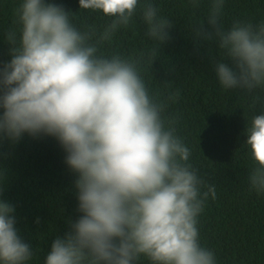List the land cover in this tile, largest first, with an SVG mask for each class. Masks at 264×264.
I'll use <instances>...</instances> for the list:
<instances>
[{"label": "clouds", "instance_id": "1", "mask_svg": "<svg viewBox=\"0 0 264 264\" xmlns=\"http://www.w3.org/2000/svg\"><path fill=\"white\" fill-rule=\"evenodd\" d=\"M80 8L111 18L102 31L77 27L69 11L46 0H22L20 25L8 33L11 61L0 69V139L25 133L55 137L66 163L78 174V210L71 230L57 236L45 264H217L200 243L199 218L215 185L190 163L191 150L177 134L169 101L153 95L142 74L170 39L172 21L153 0H79ZM193 8L200 0H189ZM225 0H210L197 39H216L224 59L214 70L226 90L264 88V23L235 21L225 29ZM156 46L139 55L105 54L115 34L137 12ZM231 60L232 66L225 61ZM258 99V97L256 98ZM251 158L248 181L264 194V113L247 127ZM0 264H28L35 252L16 228L15 207L2 199Z\"/></svg>", "mask_w": 264, "mask_h": 264}, {"label": "trees", "instance_id": "2", "mask_svg": "<svg viewBox=\"0 0 264 264\" xmlns=\"http://www.w3.org/2000/svg\"><path fill=\"white\" fill-rule=\"evenodd\" d=\"M22 0H0V69L11 59L8 33L20 25L16 10ZM160 15L172 21L170 39L161 45L153 63L142 64V74L153 95L169 101L166 116L177 117V134L191 150L190 163L215 185L199 218L200 243L214 251L217 264H264V194L250 188L251 158L247 127L253 116L264 113V88L252 93L226 90L214 70V60L224 59L216 39H197L193 27L207 24L210 0L193 8L189 0H153ZM62 6L82 30L98 31L111 22L102 11L80 8L79 0H46ZM264 23V0H225L222 23ZM147 26L137 12L130 26L121 28L105 54L139 55L156 46L145 35ZM232 66L231 60L225 61ZM258 97V99H256ZM2 111V109H0ZM66 151L53 136L27 133L18 142L0 139L2 199L15 207L20 237L33 246L28 264H45L52 242L71 230L82 213L78 210L75 181L78 174L66 163ZM141 264H149L142 258Z\"/></svg>", "mask_w": 264, "mask_h": 264}]
</instances>
